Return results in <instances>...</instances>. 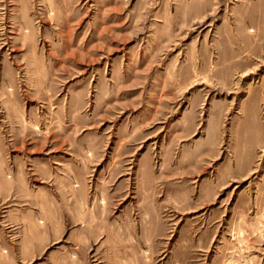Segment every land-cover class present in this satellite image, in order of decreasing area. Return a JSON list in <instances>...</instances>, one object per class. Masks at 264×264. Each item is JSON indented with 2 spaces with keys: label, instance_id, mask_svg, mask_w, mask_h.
Here are the masks:
<instances>
[{
  "label": "rangeland",
  "instance_id": "1",
  "mask_svg": "<svg viewBox=\"0 0 264 264\" xmlns=\"http://www.w3.org/2000/svg\"><path fill=\"white\" fill-rule=\"evenodd\" d=\"M0 264H264V0H0Z\"/></svg>",
  "mask_w": 264,
  "mask_h": 264
}]
</instances>
